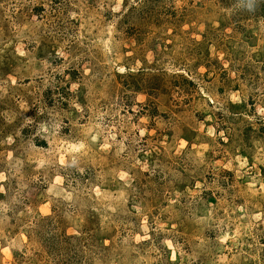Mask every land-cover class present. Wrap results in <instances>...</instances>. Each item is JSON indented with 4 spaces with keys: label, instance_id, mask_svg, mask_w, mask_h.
Instances as JSON below:
<instances>
[{
    "label": "rangeland",
    "instance_id": "374dc122",
    "mask_svg": "<svg viewBox=\"0 0 264 264\" xmlns=\"http://www.w3.org/2000/svg\"><path fill=\"white\" fill-rule=\"evenodd\" d=\"M0 264H264V0H0Z\"/></svg>",
    "mask_w": 264,
    "mask_h": 264
}]
</instances>
